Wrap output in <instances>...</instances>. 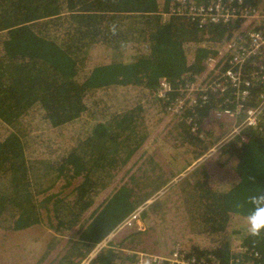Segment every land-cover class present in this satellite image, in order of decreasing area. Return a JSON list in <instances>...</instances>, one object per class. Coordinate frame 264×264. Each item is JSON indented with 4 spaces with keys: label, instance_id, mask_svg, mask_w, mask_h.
<instances>
[{
    "label": "trees",
    "instance_id": "obj_1",
    "mask_svg": "<svg viewBox=\"0 0 264 264\" xmlns=\"http://www.w3.org/2000/svg\"><path fill=\"white\" fill-rule=\"evenodd\" d=\"M211 1L194 0L197 6ZM178 5V0H0V230L27 236L38 227L32 233L38 240L47 231L70 233L50 264H137L139 254L156 251L170 256L174 233L162 244L166 248L159 244L156 250L152 240L154 250H148L151 229L141 231L136 220L129 221L152 196L149 179L155 172L151 160L138 168L134 160L143 155L151 119L179 104L186 86L206 72V60L242 26L231 19L199 27L188 16L170 14ZM230 7H264V0H231ZM260 65L264 51L247 62L245 74ZM255 83L246 106L257 105L264 88ZM121 91L135 94V101H118ZM225 98L183 102L171 127L174 145L190 147L198 160L220 142L228 127L220 119L228 117L215 114L235 107ZM34 117L61 131L63 157H29L28 149L38 145L28 130ZM213 160L235 180L219 190L206 175L191 186V198L201 204L196 234L207 245H194L187 254L203 264H264V234L248 235L245 220L253 207L249 197L264 190V115ZM59 180L65 189L60 193L54 190ZM142 264L155 263L144 258Z\"/></svg>",
    "mask_w": 264,
    "mask_h": 264
},
{
    "label": "rangeland",
    "instance_id": "obj_2",
    "mask_svg": "<svg viewBox=\"0 0 264 264\" xmlns=\"http://www.w3.org/2000/svg\"><path fill=\"white\" fill-rule=\"evenodd\" d=\"M190 4H195L194 0H187L185 6ZM180 6L181 2L179 1L177 7ZM261 9L264 11V7H261ZM256 23L249 21L243 22L242 31L253 29ZM237 32L238 31L234 33V36L237 35ZM225 65V59L220 58L217 66L212 70H206L201 78L196 79L191 84L193 88L196 89L192 95L202 94L206 98H210L212 95H220V97L226 96L225 94L222 96L219 91L214 90L202 92L205 83L210 81V77L218 75V73L224 69ZM168 89L169 88L162 92ZM187 91L188 90L185 89L182 91V99L178 102L188 101ZM116 96L119 99L118 101L121 103L123 102V104H130L135 101V94L132 92L128 93L126 91H121L118 92ZM115 100L116 99H112L111 101ZM176 100H178V98ZM180 108L181 105L179 104L176 107L172 105L168 114L163 115L162 113H157L156 117L151 119L150 126L153 125V128L142 147L143 155L137 156V159L135 158L134 161L139 160L136 166V168H138L140 164H143V161H147L148 163L151 160V162H149L150 167H154L155 172L151 174V178L149 179L151 190L148 191L152 193V196L148 198L141 207L139 206L129 218V221L136 220V225L138 222L139 226L137 225V227L141 231L147 232L151 229L149 235L152 236L153 239L149 238V245L146 247L148 250H154L153 247L158 250L159 244L161 245V250L166 248V246L162 244L169 241V237L174 233L175 235L172 241L175 244L172 245L171 243L170 256L175 251L187 254L194 245H198L203 249L207 245V241L203 238V234H196V232L200 231V222L198 224L196 219L200 214V203L196 199L194 200L191 198L190 188L199 178L206 180V175H208L209 186L219 190L230 187L233 183L232 181L235 180L233 173L226 172V169L218 168L219 162L213 159L219 149L237 134L236 131L239 124L242 121H244L245 124L247 118L245 112L243 113L244 116L242 117V121H236L233 118L216 113V119L228 117L220 119L227 124L228 127L223 131L227 133L220 142L212 147L206 154L202 155L200 159L195 160L190 154V147H183L179 144L174 145L173 141L170 140L171 127L174 124V120L177 118L175 116L178 115ZM28 130H31V134L36 136L38 140V145L36 147L33 146L28 149L31 159L43 157L47 160L48 158L55 160L63 157L66 146L61 131L47 128L44 126V121H42L40 117H34L31 120V127ZM0 133L2 134L3 131H0ZM48 148L52 151L48 150ZM147 166L149 165L147 164ZM127 167H130V164ZM59 181L61 182H58V189H56V186L54 188L58 193L65 190L61 188L64 185V181ZM109 193L110 189L102 191L100 196L96 199L95 207L99 205ZM143 212L148 216L145 219L141 218V213ZM186 227H189V229H186ZM154 230L156 231L154 232ZM39 231H41V229H38V227L33 231L30 229V234L26 236L27 233L23 232L0 230V260L11 262L12 264H50L54 260L56 254L65 247L71 236L70 233L60 235L47 231L42 234L40 236L41 239L38 240V238H34V234L32 233ZM112 235H110V238ZM30 238H33V240ZM152 240H154L153 247L150 245ZM45 251L50 252V255L44 257L43 252ZM147 256L151 258L152 263L155 264H161L163 262L175 264L171 262V258H168V256H162L160 251H156ZM142 257L144 259L143 254Z\"/></svg>",
    "mask_w": 264,
    "mask_h": 264
},
{
    "label": "built area",
    "instance_id": "obj_3",
    "mask_svg": "<svg viewBox=\"0 0 264 264\" xmlns=\"http://www.w3.org/2000/svg\"><path fill=\"white\" fill-rule=\"evenodd\" d=\"M181 2L180 7L172 9L170 14L175 16H188L192 20H196L198 26L218 23L219 21H228L231 19H238L243 22H258L255 24L253 29L246 31L238 30L237 35H233L231 40V48L233 49V56L225 62L224 69L210 77V81L204 85L203 93L208 90L219 91L221 95L226 92V98L224 103H234L235 107L233 110L226 108L223 112H216L230 118H236L242 112L246 113L245 124L242 121L236 131L239 134L243 129L249 127H255L261 116L264 115V88L261 90L258 100L254 106H246L250 97V89L253 83L261 81L264 83V65L259 67H253L250 73L245 74V65L252 58L259 57L264 51V30H257V27H264V11L261 7L259 8H247L238 9L231 8V0H217L210 2L207 5H195L190 4L185 6L187 0H179ZM240 3V1H239ZM169 14V15H170ZM167 14L163 15V17ZM208 70L212 68L208 67ZM255 83L254 85H256ZM167 89V85L163 84V90ZM187 98L189 105H196L197 102L205 103L207 98L200 95H192L196 89L193 85L186 86ZM230 92V93H229ZM229 94V95H228ZM224 97V96H223ZM183 102H179L182 105ZM236 134V135H237ZM234 137V136H233ZM168 258H171V262L175 264H203L199 262L198 258L193 255L185 253H179L175 251ZM141 264V262H139Z\"/></svg>",
    "mask_w": 264,
    "mask_h": 264
},
{
    "label": "clouds",
    "instance_id": "obj_4",
    "mask_svg": "<svg viewBox=\"0 0 264 264\" xmlns=\"http://www.w3.org/2000/svg\"><path fill=\"white\" fill-rule=\"evenodd\" d=\"M252 210L245 217L247 232L251 237H260L264 234V190L249 197Z\"/></svg>",
    "mask_w": 264,
    "mask_h": 264
},
{
    "label": "water",
    "instance_id": "obj_5",
    "mask_svg": "<svg viewBox=\"0 0 264 264\" xmlns=\"http://www.w3.org/2000/svg\"><path fill=\"white\" fill-rule=\"evenodd\" d=\"M213 1H217V0H212L211 2H213ZM224 1H227V0H224ZM229 21L230 20H228V21L225 22V21L221 20L219 22L226 24ZM232 39H233V34H231L230 36H228L226 38L225 44L221 47V50H220L219 54L215 58H209V59L206 60V64H207V68L206 69L207 70H208V67H210V68L213 69L215 66H217V63L219 62L220 58H224L225 59V62H226L228 58L230 59L233 56V49L231 48V45H230ZM102 244L103 245L105 244V240L102 241V243H100L92 251V253L90 254V258H92L96 254V252L98 251V249L102 247ZM143 255H144V258H149L146 254H143ZM139 262H141V264L144 262V259L142 257V254H139V259H138V263L137 264H139ZM83 264H88V261L86 260L85 262H83Z\"/></svg>",
    "mask_w": 264,
    "mask_h": 264
}]
</instances>
